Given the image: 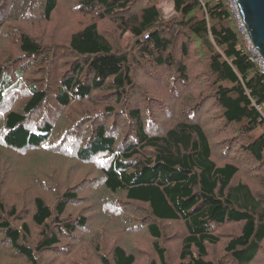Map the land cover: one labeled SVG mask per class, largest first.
<instances>
[{"label": "rangeland", "instance_id": "rangeland-1", "mask_svg": "<svg viewBox=\"0 0 264 264\" xmlns=\"http://www.w3.org/2000/svg\"><path fill=\"white\" fill-rule=\"evenodd\" d=\"M46 1L0 0V67L12 73L17 86L5 94L4 104L0 107V133L4 131V114L10 109H21L35 87L47 92L48 98L31 117L30 124L33 129H39L45 113H48L54 126L52 143L65 138L68 149L27 147L15 150L3 146L0 141V201L7 206L2 214L9 215L10 226L14 229L23 232V224L29 225L27 242L33 246L38 264H103L104 255L112 261L117 246L133 253L135 264L154 261L159 264L155 239L147 227V223L152 222L147 206L130 201L122 191L111 193L105 189L102 171L105 165H110L113 156L108 152L98 154L91 149V144L88 145L91 136L94 139L98 135L97 129L99 131L101 125L113 135L116 133L115 152L122 151L123 143L128 146L131 143L129 139L138 143L136 121H132L129 115L131 110L141 112V121L150 137L165 133L180 121L201 124L209 136L216 164L236 165L239 172L233 185L247 184L264 207V167L247 154L240 141L246 138L241 126L224 119L215 98L216 77L211 72L205 48L186 29L176 28L181 17L175 11L173 0L157 2L166 21L176 17V23L164 27V36L174 42L165 54L158 53L159 57H170L162 64L158 63L157 55H145L149 54L144 51L148 46L139 47L141 41L150 42L149 37H136L125 30L123 22L138 11L137 6L130 14L117 11L100 18L99 14L104 11L100 5H96L99 11H92L81 8L82 0H59L56 10L47 18L44 11ZM150 2L139 0L138 7ZM92 23L98 24L114 52L127 58L133 84L119 94L107 80L105 87L94 89L90 97L72 98L69 105L64 106L59 102V96L62 90H68L64 85L65 79L78 78L86 84L93 82L95 74L89 59L74 54L69 45L74 33ZM21 35H27L40 44L42 52L34 57L23 53ZM184 46L188 48L187 57L182 52ZM77 64L83 66L82 71H76ZM179 64L186 66V79L180 75ZM17 71H21V76L14 74ZM102 80L100 77L99 81ZM111 108L114 112H109ZM78 121L82 122L79 135L74 141L66 140L67 135L62 136V132ZM3 138L4 135L0 140ZM81 151L86 152L84 158ZM144 155V158L148 156ZM72 192L76 193L77 199L67 202V210L59 218L79 227L68 234L62 233L60 244L49 249H37L46 227H38L33 222L35 200L42 198L54 209L59 201L66 199V193ZM12 208H15V213ZM115 212H121V215ZM55 214L56 211L50 221L52 226ZM82 218L86 221L79 225ZM242 224L234 221L213 224V231L220 242L208 247L207 259L219 264H236L233 255L225 248L241 233ZM158 226L162 237L157 241L165 249L166 260L169 264L179 263L187 235L185 223L158 221ZM56 227L48 232L50 236L58 234ZM194 254L199 256L196 249ZM259 256L252 264H264V244ZM0 264H32L11 247L5 231L1 229Z\"/></svg>", "mask_w": 264, "mask_h": 264}, {"label": "trees", "instance_id": "trees-1", "mask_svg": "<svg viewBox=\"0 0 264 264\" xmlns=\"http://www.w3.org/2000/svg\"><path fill=\"white\" fill-rule=\"evenodd\" d=\"M59 0H47L44 6L45 15L50 18L58 6ZM139 0H82L81 8L99 11L96 5L104 9L100 18L113 15L117 11L130 14L137 6L134 14L123 22L125 30L136 37L147 36L150 42H140L148 46L144 48L147 55H157L158 63H164L168 57H160L158 53H166L174 40L164 36L165 26L176 23L175 18L166 21L158 0L138 7ZM175 11L180 14L176 28L183 27L194 39L205 48L211 72L216 77V94L219 108L228 123L241 126L242 142L246 152L254 157L264 167V116L258 108L264 109V73L250 59L244 36L236 18L226 3V0H173ZM190 35V36H191ZM21 51L32 57L42 52L40 44L31 37L21 35ZM70 49L78 56L89 59L94 71V79L90 84L78 78L64 80L68 90H62L59 102L69 105L72 98L85 99L91 96L94 89L104 88L105 82H110L116 93H124V88L133 84L127 58L114 52L110 40L98 29V24L92 23L74 33L69 41ZM150 45V46H149ZM150 49H153L150 51ZM184 55H189L188 48L183 47ZM170 59V57H169ZM170 61V60H169ZM77 72L83 66L77 64ZM181 77L186 79V66L179 64ZM12 73L5 67H0V107L5 101V94L16 86ZM21 76V71L14 73ZM102 77L103 80L99 81ZM106 78V80H104ZM68 91V92H66ZM48 98V93L32 88L28 100L21 109H10L4 114V138L0 140L3 146L15 150L27 147H56L60 151L68 150L65 138L51 141L54 126L50 123V115L45 113L39 129H33L31 117L41 108ZM109 112H114L111 108ZM196 113V112H195ZM132 121H136L137 140L129 139L128 146L121 144L122 151L115 152V135L101 125L94 139L92 136L88 145L95 152H108L113 156L110 165L104 166L103 186L111 193L120 191L135 203L147 206L151 223L147 227L155 239V250L159 253V264H169L165 249L157 240L162 237L158 221H183L187 227L184 237L180 262L177 264H219L207 259L208 247L220 242L213 231V224L222 225L228 221L243 223L241 233L230 240L226 251L233 255L236 264H252L259 259L261 246L264 244V207L247 184L233 185L239 168L234 164L219 166L213 160L209 136L204 127L195 122L180 121L165 133L150 137L145 132L141 121V112L131 110ZM45 121H47L45 123ZM154 122V121H152ZM82 122H75L66 128L62 136L67 135L68 141L75 140L79 135ZM93 122L92 125H94ZM157 126V125H156ZM154 126V127H156ZM152 127V126H151ZM258 131V133H256ZM239 135V133H238ZM52 143V144H50ZM119 147L118 149H121ZM150 149V154L148 153ZM77 151V149H76ZM75 153V152H74ZM79 153V152H78ZM81 157L86 152H80ZM144 154L148 156L144 158ZM66 198V199H65ZM65 200L59 201L52 209L42 198L35 200L36 209L32 214L33 222L44 228L40 250L49 249L60 244L62 233L75 230L77 224L64 223L68 203L75 201V192L66 193ZM68 200V201H67ZM0 201V229L5 231V237L11 247L17 249L32 264H38L33 246L27 242L30 234L29 225L23 224L24 231L10 226L9 215L4 216L7 206ZM14 211V212H13ZM57 215L53 226L50 221ZM112 212H114L111 209ZM15 213V208H12ZM121 215V212H115ZM4 216L5 219L2 218ZM86 218L79 221L84 224ZM56 227L57 233L52 236L48 232ZM70 231V232H69ZM23 233V234H22ZM195 249L199 256L194 254ZM135 255L128 253L123 247L117 246L113 251L112 261L103 256V264H135ZM151 264H157L156 261Z\"/></svg>", "mask_w": 264, "mask_h": 264}, {"label": "water", "instance_id": "water-1", "mask_svg": "<svg viewBox=\"0 0 264 264\" xmlns=\"http://www.w3.org/2000/svg\"><path fill=\"white\" fill-rule=\"evenodd\" d=\"M255 47L264 58V0H236Z\"/></svg>", "mask_w": 264, "mask_h": 264}, {"label": "built area", "instance_id": "built-area-1", "mask_svg": "<svg viewBox=\"0 0 264 264\" xmlns=\"http://www.w3.org/2000/svg\"><path fill=\"white\" fill-rule=\"evenodd\" d=\"M226 3L228 4L230 9L232 10V12L236 18V21L238 22V27H239L242 35L244 36V40L246 42L247 49L250 53V59L253 62H255L258 65V67L260 68V70L264 73V58L262 57L259 50L255 47V45L253 44V42L251 40L250 34L248 33V29L246 27V24L243 21V17L241 15L240 10H239L237 1L236 0H226ZM258 109L261 110V112L264 116V109L262 110L260 107Z\"/></svg>", "mask_w": 264, "mask_h": 264}]
</instances>
